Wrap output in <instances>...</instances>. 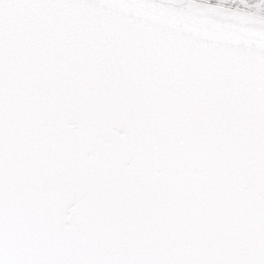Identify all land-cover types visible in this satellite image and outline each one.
<instances>
[{
    "label": "snow or ice",
    "instance_id": "6c2138e0",
    "mask_svg": "<svg viewBox=\"0 0 264 264\" xmlns=\"http://www.w3.org/2000/svg\"><path fill=\"white\" fill-rule=\"evenodd\" d=\"M0 264H264V0H0Z\"/></svg>",
    "mask_w": 264,
    "mask_h": 264
}]
</instances>
